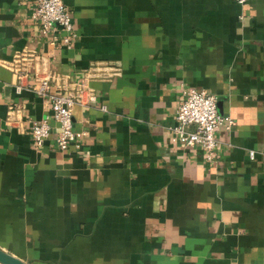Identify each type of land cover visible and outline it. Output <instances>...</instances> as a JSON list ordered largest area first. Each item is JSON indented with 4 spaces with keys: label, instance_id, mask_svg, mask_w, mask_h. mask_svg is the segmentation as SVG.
Wrapping results in <instances>:
<instances>
[{
    "label": "crops",
    "instance_id": "crops-1",
    "mask_svg": "<svg viewBox=\"0 0 264 264\" xmlns=\"http://www.w3.org/2000/svg\"><path fill=\"white\" fill-rule=\"evenodd\" d=\"M62 1L69 46L32 0H0V248L30 264H264V0ZM93 62L95 98L71 109L83 134L60 149L27 84L50 73L53 90ZM186 86L233 121L210 160L170 140ZM30 119L52 127L39 146Z\"/></svg>",
    "mask_w": 264,
    "mask_h": 264
},
{
    "label": "built area",
    "instance_id": "built-area-1",
    "mask_svg": "<svg viewBox=\"0 0 264 264\" xmlns=\"http://www.w3.org/2000/svg\"><path fill=\"white\" fill-rule=\"evenodd\" d=\"M235 1L242 4L246 0ZM32 2L30 16L37 22L40 32L48 36L52 42L69 46L75 32L63 1L32 0ZM57 31H60V34ZM12 67L16 77L14 86L20 91L24 87L22 81L27 71L17 62L13 63ZM98 68H100L98 63L93 62L78 80L64 79L53 90H51L53 85L50 73L37 76L38 80L34 84H27L28 88L49 99L51 117L56 127L53 139L60 149L83 134L82 130H75L72 127L71 109L74 104L86 105L95 98V93L87 81L92 76L97 77L104 73ZM180 91L181 97L174 109V121L168 126L170 140L180 145L199 146L203 150L204 158L210 160L217 143L214 136L215 127L224 124L225 128H229L233 121L216 111L215 96L206 89L186 86ZM100 108L104 109V105L102 104ZM29 123L32 142L35 146H39L49 135L52 127L45 119H30ZM252 155L253 150L249 149L248 156L252 157Z\"/></svg>",
    "mask_w": 264,
    "mask_h": 264
},
{
    "label": "water",
    "instance_id": "water-1",
    "mask_svg": "<svg viewBox=\"0 0 264 264\" xmlns=\"http://www.w3.org/2000/svg\"><path fill=\"white\" fill-rule=\"evenodd\" d=\"M0 262L3 264H30L29 262L0 248Z\"/></svg>",
    "mask_w": 264,
    "mask_h": 264
}]
</instances>
